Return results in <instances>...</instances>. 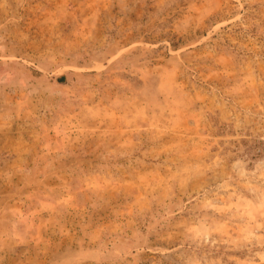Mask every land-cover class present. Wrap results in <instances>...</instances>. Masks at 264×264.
Instances as JSON below:
<instances>
[{"label":"rangeland","instance_id":"374dc122","mask_svg":"<svg viewBox=\"0 0 264 264\" xmlns=\"http://www.w3.org/2000/svg\"><path fill=\"white\" fill-rule=\"evenodd\" d=\"M0 264H264V0H0Z\"/></svg>","mask_w":264,"mask_h":264},{"label":"trees","instance_id":"16d2710c","mask_svg":"<svg viewBox=\"0 0 264 264\" xmlns=\"http://www.w3.org/2000/svg\"><path fill=\"white\" fill-rule=\"evenodd\" d=\"M61 78H63V77H61Z\"/></svg>","mask_w":264,"mask_h":264}]
</instances>
